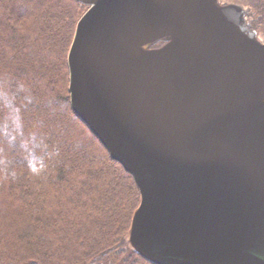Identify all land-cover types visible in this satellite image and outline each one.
Listing matches in <instances>:
<instances>
[{
  "label": "water",
  "instance_id": "95a60500",
  "mask_svg": "<svg viewBox=\"0 0 264 264\" xmlns=\"http://www.w3.org/2000/svg\"><path fill=\"white\" fill-rule=\"evenodd\" d=\"M72 111L139 190L153 264H264V31L232 0H76ZM159 42H162L159 44Z\"/></svg>",
  "mask_w": 264,
  "mask_h": 264
},
{
  "label": "trees",
  "instance_id": "16d2710c",
  "mask_svg": "<svg viewBox=\"0 0 264 264\" xmlns=\"http://www.w3.org/2000/svg\"><path fill=\"white\" fill-rule=\"evenodd\" d=\"M249 2L264 28V0ZM86 8L0 0V264H153L127 243L133 177L70 106L67 53Z\"/></svg>",
  "mask_w": 264,
  "mask_h": 264
},
{
  "label": "flooded vegetation",
  "instance_id": "af4514ba",
  "mask_svg": "<svg viewBox=\"0 0 264 264\" xmlns=\"http://www.w3.org/2000/svg\"><path fill=\"white\" fill-rule=\"evenodd\" d=\"M246 27L247 30H257V32L259 33L260 31H262L261 29L263 28V25L256 22V18L254 17V14L252 12L246 19Z\"/></svg>",
  "mask_w": 264,
  "mask_h": 264
},
{
  "label": "rangeland",
  "instance_id": "374dc122",
  "mask_svg": "<svg viewBox=\"0 0 264 264\" xmlns=\"http://www.w3.org/2000/svg\"><path fill=\"white\" fill-rule=\"evenodd\" d=\"M232 1L240 2V3H243V4L251 6L249 0H232ZM263 31H264V28H263Z\"/></svg>",
  "mask_w": 264,
  "mask_h": 264
}]
</instances>
